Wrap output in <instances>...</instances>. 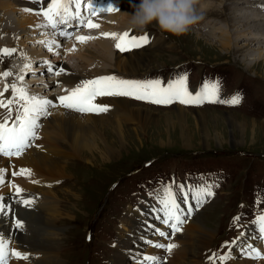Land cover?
Wrapping results in <instances>:
<instances>
[{"label":"rangeland","instance_id":"rangeland-1","mask_svg":"<svg viewBox=\"0 0 264 264\" xmlns=\"http://www.w3.org/2000/svg\"><path fill=\"white\" fill-rule=\"evenodd\" d=\"M113 1L119 4L123 3L124 5H126L124 0ZM212 1L219 2L218 0ZM212 1L203 0L198 2L197 4H201L202 2L203 4H209L213 3ZM111 2L112 0H106V2H104L103 4L105 6H108ZM195 8L198 15L203 14L202 12H200V8H198L197 6H195ZM219 8H209V11L211 13L209 15L211 16L201 15V19L195 22V24L197 25H190L188 31L180 36L162 32L161 30H159L158 26L153 23L148 25L146 28H151L154 31H157V33L154 32V39L156 36L161 35L162 41L152 46H148L143 52L152 54L158 53L157 56H159V58H163L161 60L164 65L150 69L146 72H138L136 74H148V79L152 77L156 78L155 72H157L159 68H162V70L159 71L162 73L165 71V69L172 67L173 69H176V71L174 73H171L170 70H168V72L164 75L163 81H166L169 77L175 81L179 77L185 76L187 73L191 72V75H186L187 86H191L194 83L202 85L203 80L206 78L207 73L210 70V65L217 64L219 65V67H217L216 69H221L230 74L223 79L222 88H237L241 91H246L248 92V97L251 104L264 105V61H261L263 63H251L250 66H247L245 60L248 58V55L242 56V49L239 50L236 48V46L233 45L230 46V48L227 50L219 51L217 49V46H210V44L212 43L216 44L217 42L215 41L220 38L216 37L218 33L215 30H213L215 31L214 33H211L213 31L210 30L214 29L215 27H219V31V29L222 26H225V24L228 23L229 20L227 14L228 11L226 10L227 6L222 3V6ZM18 9L19 8H14V6L10 4V0H0V44L11 43L10 45H12L13 43H17L16 45L19 47L18 49H20L18 60L24 57V59H22L20 62H18L16 58L10 57L8 58L7 63L10 64L13 68L18 67L17 74H19V72L21 71V63L23 66H25L24 61H28L27 67H25L27 71H25L26 73L24 77H22L23 79L19 81L20 87H17L24 88L29 95L48 97L50 95H56L59 93L57 95L59 96L61 95V86L73 87V85H67L59 80L61 72L65 71L62 66L64 65L66 66V68L68 67L70 71L77 73L79 67L78 62L81 60V58H78V54L81 56L85 52L86 48H95L96 42L94 38L88 39L84 42H80L76 39V36L79 34H77L76 32L74 34L72 33V31L74 32L75 30L73 28L81 29V34L84 33L86 27L83 26V23H85L86 19H84L81 23L75 22L78 23L75 27H70L69 25L71 23H69L68 26L66 25V27L63 29V31L65 30L63 32L64 34H59L57 31L52 30V32L55 33L56 36H58L59 40L58 42L54 43V45L57 46L55 48L57 49V51H59L57 55L51 52V44L49 45L46 41L43 42V39H38V37L42 35L41 32L37 31L36 33L28 35H21L19 33L16 34V32L13 30L14 21L20 18L23 13L21 10L17 11ZM105 12H110V14H101V16L105 15L106 18L112 19L109 20V24L113 26L112 28H118V23L114 19L120 18L121 14L118 15V12L114 13L113 11ZM91 16L99 17L100 15L91 14ZM98 28L100 29V27ZM9 30L13 31V34L15 33L17 35L14 37L12 36V42H7L9 39L8 37H10L11 35ZM52 32H45L43 34H51ZM144 32L147 33V31ZM242 37L238 39L239 41L237 40L238 44L241 45V43L247 42L252 46V48L259 46L257 44L256 46L253 45L254 43L251 40L245 38L243 39ZM48 38L49 37H47L46 39ZM16 39L19 41H17ZM163 39H166L167 42H164ZM72 43H76L79 45L74 47L75 51L72 49V47L69 46ZM112 48L115 47L112 46ZM262 50L264 51V48H262ZM113 54V51L110 52V55L113 56ZM47 58L49 64L52 63L53 59V61L56 62L55 69L59 71L58 76H55L51 71L43 70V67H40V60ZM55 58L61 60H55ZM5 59L6 58H3L2 60ZM105 64H108L107 60L103 61V64H101V66H104ZM111 67L113 66L111 65ZM246 67H249V69H247ZM60 68L62 69V71ZM249 70H251L252 73L249 72ZM13 71L14 73H16V70ZM255 72H258V75L261 74L263 76H255ZM160 78H162V75H160ZM152 79H150V81ZM142 80L147 81L143 78ZM155 80H158V78ZM64 92L65 91L61 93L65 95L68 91L65 93ZM125 97L128 99V96ZM129 100H131L132 102H140L146 106H154V108L158 107V114L163 115L165 112L173 114L174 112V105L171 104L151 105L150 100L136 99L135 97ZM203 109L206 110V114L210 117V123H213V125L211 126V128L213 129L211 131L212 137L208 138V145L212 146L210 148H203L204 146L202 143V136L200 132L196 131V128L192 124V121L189 120V126L187 130L190 135V147L182 146L181 138L178 135L180 129L178 125L162 126V128L157 130V127L160 126L151 124L146 126L144 130L137 132L140 137V142H137L134 139L132 140V138L129 139L128 137V139L123 144L118 145L117 140H115L114 142L110 140V144L115 147L116 150H118V154L110 160L100 161L97 159L91 164H88L86 162L84 163L83 159L77 160L75 158H67L64 161L67 164L66 173H68L69 175L57 177L60 179V183L55 187H52L55 195L58 196H56L58 200L56 210L59 211L60 215L54 216L55 218L57 217L54 220V224L57 228L60 229V231H58V249L63 264L85 263L84 256L86 250L76 249V244L77 241L81 242L82 240L84 241V239L86 241L87 237H89L87 231V229L89 230V223L92 224L94 222L100 210L98 209L100 207L99 204L104 199L106 194L107 198L106 202H104L106 203V205L103 209L104 223H110L112 221V217L115 214H118V203L116 195L117 190L120 186L119 179H126L128 177V179H126L127 185L124 189H120L122 195L120 199H122L123 197L122 201L125 205V207L121 209L122 215V213L125 212L127 205H129L126 199L132 198L131 191L135 190L137 186L135 185L136 181H146L151 183L152 185H156V188L152 186L143 189L140 192L143 197L144 204H146V202H153L154 197L160 193L159 190L164 191L165 187L172 189V181L169 180L168 174L171 166H175L176 164L184 162L188 157L202 156L204 158L210 159L218 158L221 161L235 164L236 168H234V175L236 176L235 173L241 175V177H237L236 179L237 184L243 181L246 176L252 175L253 179L260 187L259 197H257V205L264 204V117L258 118L248 116L232 110H216L211 108ZM46 111L48 114L49 110L47 108ZM187 111L189 112L188 114H186V121L190 118H195V109H187ZM223 112H232L235 114L243 115L250 119H256L257 121H262V125H258L255 129L252 130V126H248L249 124H247L245 126L248 127V130L246 132L243 133L242 130L241 133L240 131L236 130L232 135L227 124L225 126L222 123L219 124V121L215 119L219 118L222 115L225 116ZM15 115L16 113L13 112L12 117L14 118ZM211 117H214V120ZM124 125L125 129H130V126L136 127L134 126V124L127 122H125ZM254 130L257 132L253 135L252 133L254 132ZM216 133L218 134L219 144H217V138H215L217 137L215 136ZM37 134H39V132H37ZM231 137H233L232 139L240 142L231 144ZM108 138H110L109 135ZM32 139L33 137L29 138V141L32 142ZM29 141L28 143H30ZM64 147L66 146L64 145ZM214 152L216 154H214ZM166 159L168 160L169 164H158L160 163V161H165ZM231 166L232 165L226 168L230 170ZM4 183L6 184L7 182ZM4 183L1 184L0 187L5 186ZM232 183L233 181L231 182V184L228 183V185L225 186L226 188L224 189L221 197H219L218 199L215 198L213 201H210V203L205 205L199 211V213H193L194 215L191 216L190 220H194L198 224V226H200L201 228H206L212 233V236L209 238V240L206 241L207 246L209 247L216 238L215 236L217 227L221 226L223 219L227 220V211L233 208V203L238 199V191L232 185ZM62 188L71 190L76 194V197L72 198L70 196L71 194L68 192L66 193V196H70V198L68 200H65L64 198H62ZM61 202H63L62 205ZM18 207L24 208L26 206L22 203V201H18ZM14 214V216L17 217L15 212ZM118 220L119 219H117L112 224V231H114V225H118ZM32 223L34 224L32 225L31 235L34 238H38L40 235L38 225L40 224L38 222L37 216L32 221ZM141 225L142 224H140L137 228H134L132 232L145 231L146 228ZM16 230L18 229L16 228ZM19 231L22 232L23 230L19 229ZM193 237L194 240H196L195 236ZM99 239H103V237H99L97 240ZM106 240H108V238H104L101 241V244L103 245L105 250H108V244L105 242ZM140 244L141 243L139 242L136 243V246L133 247V249L139 250L137 248ZM171 244L176 245V247L171 250V253L173 252V250H179L180 245L177 236L171 241ZM118 247L120 248L119 250L114 251L116 247H114L113 249V256H117V259L114 260L112 264H132V262H135L132 258H126L124 256L125 254L122 253V248H124V246ZM131 247L132 244L126 245L127 250L131 249ZM108 248L109 252L112 253V249L110 247ZM120 253L123 255H118ZM171 253L167 252L166 256L169 257ZM230 253H232V251ZM227 258L230 259V256L228 255Z\"/></svg>","mask_w":264,"mask_h":264},{"label":"bare ground","instance_id":"bare-ground-1","mask_svg":"<svg viewBox=\"0 0 264 264\" xmlns=\"http://www.w3.org/2000/svg\"><path fill=\"white\" fill-rule=\"evenodd\" d=\"M200 1L203 0H198V2ZM218 1L219 2L212 1L213 3L209 4H203V2L201 4H196V6L200 8V12L203 13L201 14L203 16H211L209 15L211 14L209 8H219L222 6V3L227 6L226 10L228 11L227 14L229 17L228 23L225 22V26H222L219 31V27L210 30H215L218 33L216 37H220L215 41L217 42L216 44L212 43L210 46H217V49L221 51L227 50L230 46L234 45L237 49H242V56L248 55V58L245 60L247 66H250L251 63H263L261 61H264V51L262 50V48H264V0ZM104 2H106V0H94L92 2V8H95L97 5H102L103 8H106L107 6L103 4ZM124 2L126 5L123 3L119 4L113 0L110 3V5H113V8L116 9L113 12H118V15L121 14L120 18L114 19L118 23V28H112L113 26L109 24V20L112 19L106 18L105 15H100L99 17L91 16L92 12L86 13L80 11L81 8L79 7L78 11L80 16L75 22L81 23L84 19H86L85 22H87V20L91 19L94 23L99 25L100 29L98 27H86L84 33L81 34L76 32H82L81 29L73 28L75 29L74 32L79 34L77 36L93 37L96 45L94 49L86 48L81 56L78 54V58H81V60L78 62L79 67L77 73L70 71V69L68 67L66 68L64 65L62 66L65 71L61 72L59 79L61 82H64L67 85H73L75 88V86L80 85L83 81L93 80L101 76L113 75L121 80L145 82L142 78L135 77V74L138 72H146L150 69L164 65L161 60L163 58H159V56H157L158 53L152 54L143 52L148 46L161 42L162 36H156L154 39L151 38L149 32H144L146 30L134 29L129 22L130 14L133 12V5L138 3L139 0H124ZM45 3L46 0H10V4H12L14 8H19L17 11L21 10L23 12L21 17L14 21L13 30L16 34L19 33L21 35L33 34L37 31L41 32L42 35H40L38 39H43V42L46 41L49 45L51 44V52L58 55L59 51L55 48L57 46L54 45L55 42L59 41L58 36L52 32L54 29L47 24L46 20L40 14L41 12L37 9ZM71 7L73 12L77 11L74 4ZM106 13L107 12L104 11L102 14ZM107 14H110V12ZM72 19L73 18L70 17L66 23H58L57 26L63 27V24H68V21H71ZM75 22L71 23L69 26H77L78 23ZM153 24L156 25L155 21ZM124 28H126L124 32H129V34L133 36L148 35L149 43L147 46L143 45L140 48L120 52L116 48H112V46L115 47L114 45L117 42L115 38L101 35L102 33L120 34ZM215 31L211 33H214ZM45 32L52 33L45 35L43 34ZM10 34V37H8L10 40L8 39L7 42H12V36H17L15 33L13 34V31H10ZM47 37L49 38L46 39ZM241 37L243 39L251 40L254 43L253 45L256 46L257 44L259 46L252 48L247 42H243L240 45L237 43V40ZM163 41L167 42L166 39H163ZM2 44H6V46L3 47L1 46ZM2 44H0V49H15L10 55L6 56L3 54L4 56H2V54H0V56H2L0 59V65H8L7 72L10 73L8 76L12 77L13 74H15L13 70H16V74L18 73V67L13 68L7 63V60L10 57L18 60L20 49H18L19 47L16 45L17 43H13L12 45H10L11 43ZM69 46L74 50V47L79 45L72 43ZM111 49L114 53L113 56L110 55V52H112ZM3 58L6 59L2 60ZM22 59H24V57ZM22 59L18 60V62ZM55 60L60 61L61 59L55 58ZM106 60L108 61V64L101 66L103 61ZM24 62L25 66L21 63V69H25L28 64V61ZM111 65L113 67H111ZM246 68L249 69V67ZM249 72H251V70H249ZM254 74L256 76L258 75V72H255ZM258 76L262 77L263 75L259 74ZM22 77H24V75L21 77L18 76L17 78L18 87H20L19 81L23 79ZM153 80H155V78L151 81ZM8 84L11 86L15 83L10 82ZM162 86H167V84H162ZM70 88L73 89L72 87ZM60 94L63 95L62 93ZM59 96H37L49 100L51 104L46 106L49 110L48 114L39 115L37 118L38 127L35 129L36 136L33 137L32 142L29 141L30 143H28V146L24 149L21 155L11 157L0 155V169L3 170V172L0 173L3 182H0V185L6 182V177H8V179H11L10 185L12 186L11 192L8 191L7 185L0 187V206L4 209V211L0 213V240L4 241L6 249L8 250V254L6 255L8 264H63L58 249V231H60V229L54 224V220L57 218L54 216L60 215L59 211L56 210V205L58 203L56 198L57 195H55V192L51 187L45 186V181L59 176L63 177L69 175L66 173L67 164L64 162L67 158H75L77 160L83 159L84 163L86 162L88 164H91L97 159L100 161L110 160L118 154V150L110 144V140L112 142L117 140L118 145L123 144L128 137L129 139L132 138V140L134 139L135 141L140 142V137L137 132L144 130L146 126L151 124L160 126L157 127V130L162 128V126L178 125L180 127L178 135L181 138L182 146L190 147V135L187 130L189 120L192 121L196 131L200 132L203 139V148L212 147L208 145V138L212 137L211 131L213 129L211 126L213 123H210V117L206 114V110L203 108H196L194 111L195 118L193 117V119L190 118L186 121V114H188L189 111L178 104H174L173 114L165 112L162 115L158 114V107L154 108V106H146L140 102H132L119 95H115L110 100H107V95H103L96 96L93 102L97 105H106L108 107L107 111L82 113L75 109H66L63 106H60L58 100ZM10 98L16 99L13 94L9 95V92H5V94L0 96V99H3L5 103H7ZM1 109L2 108H0V110ZM223 114L225 116L222 115L215 119L219 121V124L222 123L224 126L227 124L232 135L236 130L240 132L243 130V133L246 132L248 127L245 126L247 124H249L248 126H252V130L258 125H262V121L250 119L243 115L232 112H223ZM212 119L214 120V117ZM125 122L132 123L136 127L130 126V129H125ZM37 132H39V134H37ZM256 132L257 131L254 130L252 134L254 135ZM108 135L110 138H108ZM215 136H217L215 138H217L216 141L217 144H219L218 134L216 133ZM232 138L233 137H231V144L240 142ZM63 144L68 148L64 147ZM11 168L13 173H18L22 169H27L30 170L31 174L13 175L12 173V175H10L8 171L11 170ZM5 172H8V174L3 175ZM16 187L21 189L19 193L16 192ZM67 188H62V198L65 200H68L70 196L75 198L76 194ZM68 192L71 194L70 196H66V193ZM24 200H30L32 201V204L24 208L18 207V201ZM62 204L63 202H61V205ZM12 208L19 220L23 219L26 221L25 231L20 232L19 229L16 230L12 226L9 217ZM36 216L38 217V222L40 224L38 225L40 232L38 238H34L31 235L32 225L34 224L32 221ZM200 228L201 227L198 226L194 220L188 221L184 226L182 233L177 235L180 245L179 250H173L169 257L166 256V262L164 264H199V255L202 250L207 248L206 241L212 236V233L209 230L206 228ZM145 231H147V229H145ZM193 236H195L196 240H194ZM249 239L252 241V238ZM115 247L116 249L114 251L120 249L117 245ZM142 248L145 250H151L142 247V244H140L137 249L143 250ZM12 249L23 253L27 256V259H17L12 256L10 254V250ZM22 250H25V252ZM230 252L231 251H229L228 255L233 264H262L261 262L252 263L249 260H242L241 262L236 261Z\"/></svg>","mask_w":264,"mask_h":264},{"label":"snow or ice","instance_id":"snow-or-ice-1","mask_svg":"<svg viewBox=\"0 0 264 264\" xmlns=\"http://www.w3.org/2000/svg\"><path fill=\"white\" fill-rule=\"evenodd\" d=\"M47 7L41 9V15L46 20L47 24L56 28L58 23H66L71 18H79L80 13L78 11L80 0H46ZM75 5L77 11L73 12L71 5ZM88 7L92 10V15H96L97 11H115L116 9L112 5H108L106 8L95 9L89 4ZM85 27L95 28L99 27L98 24L94 23L91 19L84 23ZM64 34V33H62ZM105 37H113L116 39L115 48L120 52H126L134 48H140L143 45L149 43L148 35L133 36L129 32L124 33H102ZM76 39L80 42H84L93 37L77 36ZM15 49H0L5 55H10ZM47 63V62H46ZM27 67V65H26ZM62 71V69H61ZM0 75H10L8 72L0 73ZM59 75V72L57 73ZM11 87L13 96L16 99H10L5 103L3 99H0V108H6L8 115L0 118V155L3 156H19L23 153L24 149L28 146L29 138L35 137V129L38 127L37 118L39 115L47 114L46 106H49L51 102L44 98H39L35 95H29L24 88H18L15 84L9 86L5 85V90ZM220 85L218 82H205L202 85L201 90L193 95L188 91L187 88V76H181L175 81L169 82L165 87L161 85L159 80L153 81H128L121 80L115 76H101L93 80L83 81L80 85L71 89L66 95L58 97L60 106L66 109H75L79 112H104L108 110L106 105H97L93 101L96 96L103 95H125L133 96L136 99H147L153 103L159 104H170L173 101H180L181 103H202L205 100L209 102L239 104L240 96L233 95L228 100H221L219 98ZM2 96V93H0ZM13 103L19 104V107L15 109L16 115L13 118L11 113L13 109L11 105ZM3 170L0 169V173ZM31 174L30 170L22 169L18 173L13 175H24ZM0 182L2 176H0ZM21 189L16 187V192L19 193ZM212 195L210 188L204 187L196 190V198L198 202L201 195ZM164 205L165 219L163 223L169 224L170 221H174L170 224L173 233L181 231L178 227L179 224H183L185 220L181 219L179 214V205L175 201L174 194L170 188L165 187L163 198L160 201ZM22 203L25 206H30L32 201L24 200ZM4 211L3 207L0 206V213ZM191 209H189V215ZM239 219L238 217H234ZM259 226L261 238L264 239V214H260L254 221ZM17 228L23 227L22 223L17 220ZM160 235H164L160 232ZM156 247L165 248L169 253L176 247L175 244H156ZM8 250L3 240H0V264H7L6 255ZM10 254L17 259H27V256L23 253L14 249L10 250ZM252 254L257 258H264L262 253L258 250L253 249ZM226 257H221L225 259ZM146 260H155L156 257H145Z\"/></svg>","mask_w":264,"mask_h":264},{"label":"clouds","instance_id":"clouds-1","mask_svg":"<svg viewBox=\"0 0 264 264\" xmlns=\"http://www.w3.org/2000/svg\"><path fill=\"white\" fill-rule=\"evenodd\" d=\"M198 0H139L133 5L130 25L144 29L154 21L159 30L180 36L201 19L196 13Z\"/></svg>","mask_w":264,"mask_h":264},{"label":"flooded vegetation","instance_id":"flooded-vegetation-1","mask_svg":"<svg viewBox=\"0 0 264 264\" xmlns=\"http://www.w3.org/2000/svg\"><path fill=\"white\" fill-rule=\"evenodd\" d=\"M237 113H240V112H237Z\"/></svg>","mask_w":264,"mask_h":264}]
</instances>
